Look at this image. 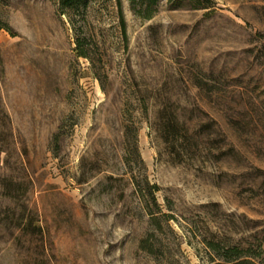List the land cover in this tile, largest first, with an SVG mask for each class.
Returning a JSON list of instances; mask_svg holds the SVG:
<instances>
[{
    "label": "rangeland",
    "instance_id": "rangeland-1",
    "mask_svg": "<svg viewBox=\"0 0 264 264\" xmlns=\"http://www.w3.org/2000/svg\"><path fill=\"white\" fill-rule=\"evenodd\" d=\"M213 1L159 0L148 19L122 0L125 35L118 0H90L76 19L93 60L78 55L61 0L0 2L11 27L0 31V264H214L213 236L264 249V2ZM205 72L215 87L193 84ZM138 89L154 93L148 119ZM163 97L194 120L203 109L233 148L173 162L150 122ZM132 113L170 215L157 221L126 162Z\"/></svg>",
    "mask_w": 264,
    "mask_h": 264
},
{
    "label": "trees",
    "instance_id": "trees-1",
    "mask_svg": "<svg viewBox=\"0 0 264 264\" xmlns=\"http://www.w3.org/2000/svg\"><path fill=\"white\" fill-rule=\"evenodd\" d=\"M3 0H0L2 2ZM264 2V0H262ZM90 0H61L63 12L67 14L73 25L76 34V51L79 56L92 59L91 57V44L89 38L91 37L87 32L84 24L76 19L78 9L86 10ZM135 11L139 7V12L143 13V17L151 18L156 11L154 5L159 3V0H131ZM171 9H203L211 8L214 6L213 0H170ZM119 13L121 16L123 33L126 35V20L124 16L122 0H118ZM77 9V10H76ZM2 29L11 30V27L0 19V31ZM264 51V41H263ZM1 60V55H0ZM94 62V61H93ZM206 79H194L193 84L199 88L204 86H216V82L212 83V73L205 72ZM100 80L101 85L102 80ZM214 84V85H212ZM103 87V85H102ZM104 88V87H103ZM150 89H138L137 102L139 104V111L144 118H149V110L151 107L150 100L154 98V93ZM155 100H157L155 98ZM159 100V105L155 111V117L151 122V128L155 132V137L159 138L165 143L171 153L173 162L182 163L186 157L192 155L202 154L205 150L213 156H221L228 154L229 150L233 147H226V145L219 144L218 137L221 135V130L217 127L218 121L211 118L209 121H203L205 111L198 113L194 120L193 115L187 117L184 112L185 107L181 103L172 99V97H163ZM201 108L200 106H197ZM181 108V109H180ZM191 118V119H190ZM190 120H193L190 122ZM130 126L126 128L125 135L129 138V147L126 157V162L129 166L133 163H138V170L131 169V177L133 180L136 194L139 198L147 204L146 208L151 214V220L157 221L158 213L164 217L170 216L169 213H164L161 204L158 202L157 193L160 187L154 183L152 184L147 177V167L143 160L138 142V134L140 126L135 120L134 113L130 116ZM215 124V126H213ZM210 130L209 135L215 134L216 143L207 147V141L204 138L206 130ZM58 135H56V138ZM223 138V137H222ZM213 143V142H212ZM132 168V167H131ZM153 203L156 209L150 207ZM158 210V211H155ZM206 246L211 251V258L214 264H264V249L262 242L259 243H234L228 241L227 238L222 237H205L203 240Z\"/></svg>",
    "mask_w": 264,
    "mask_h": 264
}]
</instances>
